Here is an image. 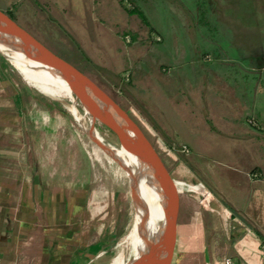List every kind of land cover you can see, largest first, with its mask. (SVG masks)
Listing matches in <instances>:
<instances>
[{
	"label": "rangeland",
	"instance_id": "1",
	"mask_svg": "<svg viewBox=\"0 0 264 264\" xmlns=\"http://www.w3.org/2000/svg\"><path fill=\"white\" fill-rule=\"evenodd\" d=\"M70 2L27 0L23 5L17 0L3 10L57 49L58 56L80 68L125 110L177 180L179 195L186 194L182 179L195 184L200 178L208 186L207 171L217 172L227 163L242 159L245 146L227 137L229 128L222 114L230 94L227 82L232 84V92L247 83L244 77L239 83L233 78L240 75L237 65H249L248 93L264 94V78L253 84L251 77L264 76V68L252 65L264 63V0ZM128 8L140 10L146 23L134 12L128 13ZM20 13L25 18H19ZM73 37L79 50L58 49L57 44L71 45ZM81 40H88L89 47L97 50L88 51L79 44ZM0 62L3 75L25 99L39 100V110L47 104L56 107L52 135L56 156H64L58 146L61 141L71 140V177L84 178L89 194L95 191L94 198L100 199L97 205L104 206V212L97 215V229L105 232L108 243L103 254L89 264H112L117 257L127 264L133 253L125 236L137 205L132 204L123 165L114 153H107L92 140L120 148L115 135L98 121L92 123V130L100 139L91 134V117L73 93L63 97L43 92L24 78L2 50ZM162 63H171L170 73L180 74L183 83L166 80ZM199 66L204 67L201 75L208 78L193 74ZM246 118L254 125L258 122L256 117ZM77 166L84 169L75 170ZM97 235L93 233V239Z\"/></svg>",
	"mask_w": 264,
	"mask_h": 264
},
{
	"label": "crops",
	"instance_id": "2",
	"mask_svg": "<svg viewBox=\"0 0 264 264\" xmlns=\"http://www.w3.org/2000/svg\"><path fill=\"white\" fill-rule=\"evenodd\" d=\"M15 1L0 0V9ZM18 17L25 18L21 13ZM18 25L57 54V49ZM73 41L67 46L57 44L58 49L79 50L78 40L73 37ZM79 44L97 50L89 47L88 40ZM162 64L166 80L182 82L180 74L170 73L171 63ZM252 65L264 68V63ZM237 66L240 75L233 78L239 83L244 77L247 83L232 92L227 82L230 94L222 116L229 128L227 137L245 146L243 157L217 172L207 171L208 186L200 178L195 184L188 178L181 180L186 194H178L169 264H224L226 257L232 264H264V94L248 93L249 65ZM202 68L193 74L208 78L201 75ZM251 77L253 84L264 78ZM34 100L25 99L0 70V264H89L108 243L105 232L97 229V215L104 206L97 205L100 199L94 198L95 191L89 194L84 178L71 177V140L61 141L58 146L64 156H56L52 136L56 107L47 104L41 111V102ZM247 116L256 117L257 124L249 123ZM171 178L177 188V180ZM93 233L99 236L93 239Z\"/></svg>",
	"mask_w": 264,
	"mask_h": 264
},
{
	"label": "water",
	"instance_id": "3",
	"mask_svg": "<svg viewBox=\"0 0 264 264\" xmlns=\"http://www.w3.org/2000/svg\"><path fill=\"white\" fill-rule=\"evenodd\" d=\"M0 34L4 37H0V42L19 48L28 59L57 71L84 111L90 115V129H93L92 123L95 121L104 125L115 135L123 150L142 160L152 171L160 189L163 215L161 229L147 249L133 256L128 264H169L175 242L178 191L169 171L141 129L91 78L49 50L1 9ZM92 140L109 153L107 145ZM130 197L133 204V185H130Z\"/></svg>",
	"mask_w": 264,
	"mask_h": 264
},
{
	"label": "bare ground",
	"instance_id": "4",
	"mask_svg": "<svg viewBox=\"0 0 264 264\" xmlns=\"http://www.w3.org/2000/svg\"><path fill=\"white\" fill-rule=\"evenodd\" d=\"M0 37L2 38L3 35L0 34ZM0 50L8 56L32 85L52 96L71 97L68 85L61 75L51 67L28 59L19 48L2 42H0ZM39 72H42L43 75ZM91 134L98 137L93 130ZM109 149L123 165L129 186L133 185L134 187L133 206L137 205V207L130 231L125 236L133 257L144 252L159 235L163 217L160 189L152 171L142 160L121 147ZM112 264H123V262L117 257L113 259Z\"/></svg>",
	"mask_w": 264,
	"mask_h": 264
},
{
	"label": "trees",
	"instance_id": "5",
	"mask_svg": "<svg viewBox=\"0 0 264 264\" xmlns=\"http://www.w3.org/2000/svg\"><path fill=\"white\" fill-rule=\"evenodd\" d=\"M120 2L122 3V0H120ZM126 11H127L128 13H132V12H134V13L140 18V20H141L143 23H146V18H145L144 14H143L140 10L135 9V8H128ZM5 12H6V14H7L10 18L13 19V16H12V14H11L9 11H5Z\"/></svg>",
	"mask_w": 264,
	"mask_h": 264
},
{
	"label": "built area",
	"instance_id": "6",
	"mask_svg": "<svg viewBox=\"0 0 264 264\" xmlns=\"http://www.w3.org/2000/svg\"><path fill=\"white\" fill-rule=\"evenodd\" d=\"M223 262H224V264H232L230 258H228V257L224 258Z\"/></svg>",
	"mask_w": 264,
	"mask_h": 264
}]
</instances>
